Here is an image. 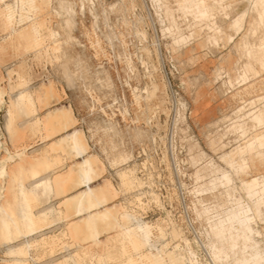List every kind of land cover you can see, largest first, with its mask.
Instances as JSON below:
<instances>
[{
    "label": "rangeland",
    "instance_id": "374dc122",
    "mask_svg": "<svg viewBox=\"0 0 264 264\" xmlns=\"http://www.w3.org/2000/svg\"><path fill=\"white\" fill-rule=\"evenodd\" d=\"M9 1L12 0H5L6 3ZM67 1L73 3L76 9V25L67 29L64 27L66 18L49 12L43 14L59 37L58 42L46 38L40 49H27L25 41L20 42L18 38L13 44L4 40L8 32L3 29L4 23L0 18V91L4 92V103L0 107L1 141L6 148L8 109L16 95L21 92L35 93L39 88L46 87L44 83L65 90L91 147L95 148L107 170L106 177L119 193L118 206L113 211L115 218H110L109 224H113L111 230L101 235L100 248L90 242L74 243L65 234L63 226L50 228L52 224L31 236L30 239H34L30 242L31 251L23 257L9 254V249L20 246L23 239L12 244H3L0 239V264L17 258L25 259L24 264H54L77 254L80 256L79 262L91 264L83 252L87 249L93 253L101 252L106 246L105 253L89 254L96 259L112 249L114 254L120 256V251L116 252L115 249L120 248L116 240L119 239L121 226L126 223L122 218L124 212L153 228L152 242L161 251L157 254L154 248L147 246L132 251L128 246L127 255L132 257L134 264H139L140 258L145 256L153 258L152 264H158V259L161 264H194L191 260L189 262L192 254L199 264H212L210 247L215 246L216 250L221 247L218 240L208 233L209 221L206 216L212 218L217 213L224 214L228 207H235L236 199L246 200L240 183L255 176L254 165L257 167L256 173L264 175L263 154L253 149L248 156L250 170L245 168L246 173L233 176L229 186H221V174L230 173L228 161L226 158L222 161V156L226 157V153L233 151L230 161L236 162V148L250 139H240L233 125L244 122L242 117L260 105L246 107L241 115H237L236 111L264 95L241 103L233 117L207 126L205 112L194 108L197 103L195 92L205 81L193 78L197 72L193 68L195 45H202L203 50L205 41L212 44V33L207 22L198 19L188 21L177 7L182 0H98L95 11L97 21L88 11L87 3L86 13L79 14L84 0ZM212 1L205 0L210 6ZM241 1L227 0V4L232 5L229 19L235 18L244 9V6L237 5ZM116 3L120 9L112 11L110 6ZM57 6L55 0L50 4L53 8ZM167 10L174 22L167 17ZM223 13L221 10L215 12L211 22L220 26L221 20L226 21ZM181 19H185L184 22ZM166 22L171 24L167 26ZM249 34L253 37L250 29ZM237 35L230 44L235 43ZM156 39L162 62L157 55ZM255 43L259 44V40L255 38V41H249L247 35L241 39L239 46L245 59L244 44L255 46ZM59 46L62 49L58 53L55 49ZM201 55L197 54L198 59ZM67 69L73 74L71 80L65 76ZM255 69L258 73L255 77L264 72L256 64ZM221 78L222 73H217V79ZM154 85L157 89L151 98L137 102L136 96L145 90L151 91ZM217 92L215 98L220 101L226 89L220 85ZM141 95L145 97L144 93ZM250 126L251 123H248ZM124 154L130 156L128 163L111 166L113 159ZM202 154H205L204 159H201ZM5 156L3 149L0 161ZM132 169L137 184L133 188H126L119 174ZM211 183L216 184L215 189H212ZM38 209L35 205L34 210L37 212ZM252 223L251 227L257 231L254 238L264 251V206L260 217L256 216ZM132 225L131 222L126 224ZM43 238L53 240L54 244H37ZM134 240L139 242L140 238ZM223 251L228 253L229 249ZM172 253L177 256L176 259H182L173 262ZM231 261V257L226 259L222 254L217 264H231ZM104 264H118V261Z\"/></svg>",
    "mask_w": 264,
    "mask_h": 264
},
{
    "label": "crops",
    "instance_id": "0c3cea01",
    "mask_svg": "<svg viewBox=\"0 0 264 264\" xmlns=\"http://www.w3.org/2000/svg\"><path fill=\"white\" fill-rule=\"evenodd\" d=\"M237 5L244 6V9L236 16L249 11L246 1L242 0ZM252 22L253 17L249 11L242 31L235 37V43L227 44L226 36L233 35L234 32L228 28L230 21L221 20L219 25L223 35L220 37L219 45L214 46L205 41L203 50L200 44L194 47L193 68L197 72L193 78L205 81L195 92L197 103L194 108L196 111L205 112L207 126L233 117L243 101L264 95V72L250 78L246 83L237 84L241 67L245 62L244 52L239 44L245 35L249 37V41H255V37L249 34ZM197 54L203 55L198 59ZM257 69L259 70L258 67ZM219 72L222 73L221 79H217ZM230 82L234 84L232 89ZM43 85L46 87L39 88L35 93H19L10 106L13 128L11 134L5 130L6 149L11 154L21 157L7 166L3 197L0 201V208L6 212L8 219L20 218V189L23 187L34 220L39 226L32 234H21L17 239L6 242L1 228L0 213V239L4 244H12L18 239H23L20 244L22 246L34 240L30 239L33 234L52 224L50 228L63 226L65 234L70 236L74 243L90 242L100 248L101 235L112 228L113 224L109 222L118 206L119 193L116 186L106 177L107 170L103 167L95 148L91 147L67 92L50 83ZM220 85L226 89V93L217 101L215 97ZM20 94L30 95L32 103L19 101ZM247 137L250 139L235 150L237 153L243 150L241 156L246 162L242 165V172L245 173V168L250 170L248 163L250 150L258 149V154H263L264 159V127L257 128L240 139ZM232 153L233 151L226 155ZM253 171L255 176H264L256 173L255 165ZM84 177H90L91 182L85 185ZM88 191L92 194L91 198L86 200ZM35 205L39 207L37 212L34 210ZM80 207L86 210L77 213ZM44 213L47 216L43 221ZM90 216L96 218L95 224H88ZM92 234L96 237L93 238ZM106 248L107 246L97 253L88 249L86 251L90 254H102L106 252ZM12 249L14 248L9 249V252Z\"/></svg>",
    "mask_w": 264,
    "mask_h": 264
},
{
    "label": "bare ground",
    "instance_id": "6f19581e",
    "mask_svg": "<svg viewBox=\"0 0 264 264\" xmlns=\"http://www.w3.org/2000/svg\"><path fill=\"white\" fill-rule=\"evenodd\" d=\"M52 1L53 0H12V1H9V3H6L5 0H0V18H2L3 23H4L3 29L6 32H8L7 36L5 35L6 36L5 39L3 37L1 38H3L4 40L10 41L12 44L15 41V38H18L20 42L25 41L26 48L30 50L42 48L45 44L46 38H50V39H53L54 42H58L57 37H59V34L50 28L49 20L45 19L44 18L45 16L43 14L47 15L49 12L50 14L51 13L55 14L59 18H66L64 20L65 21L64 27H66L67 29L68 28L70 29L76 25V20H75V15H74V13H76V9L74 7V4L67 0H55L58 2V6L56 8H53V7H50V4L52 3ZM245 1L248 3L249 11L252 14V17L254 18V23L251 24L250 30H251L253 37L259 40V44L255 43V46L244 44L243 48L245 49V55H246L247 61L245 59L246 63H244V65H242L241 67L239 79L237 80L238 85L246 83L247 81H249L250 78L255 77L258 74L255 69V64L258 65L261 68V70L264 71V0H245ZM97 2L98 0L82 1L81 6L78 11L79 14L84 15L86 13L85 3H87L89 5L88 11L90 12L91 15L95 17V20L97 21L98 17L95 14ZM212 3L213 4L210 6L209 4L205 2V0H182V2H180V6L178 5L177 7H180V9L182 10V13H184L188 21L192 19H195V20L198 19L199 21H204V23L206 22L208 23L207 26L211 30V33H212L211 43L214 46H218L219 43L221 42L220 37L223 35V32L220 26H217L215 23L211 22L213 21L212 17L214 18L213 15L215 14V12H218L220 10L223 11L225 20L230 21L228 28L234 32L233 35L226 36L227 44L233 43L234 36L239 34L242 31L243 25L248 17L249 11L248 10L244 11L242 14L238 15L237 17L233 19H229L230 12L232 11V5H228L227 0H213ZM110 9L112 11H118L120 9V6L117 3L112 4L110 6ZM166 15L169 19H171L172 22H174L172 20L173 16L169 10L166 11ZM148 17L150 20L151 17L149 15ZM184 20L181 19V21L183 22ZM167 23L168 22H166V24ZM170 24L171 22H169L167 26H169ZM177 24H180V22ZM152 27H153V24H152ZM141 36L143 38L145 37L144 34H141ZM155 46H156L157 55L159 57V60L162 62L161 52H160L159 43L157 39L155 41ZM61 49L62 48H60L59 46V48L55 49V51H58L59 53ZM67 58H68V55H67ZM148 73H150L149 70H148ZM65 76L68 80H71L73 77V74L69 69H67L65 70ZM230 84L234 86L232 82H230ZM156 89H157V86L154 85L152 86L151 91L145 90L144 92L141 93V94L144 93L145 97L144 95H141V94L139 96H136L137 102H140V100L142 99L151 98L152 93ZM3 96H4V92L0 91V107L4 103ZM21 100L23 101L25 100L26 102L30 104L32 103L31 96L28 94L27 95L20 94L19 101ZM245 102L246 101H243L242 103H245ZM12 104L13 103H11V105ZM257 105H260V107L254 111L249 112L248 114L242 117L244 118V122L233 125V129H235V131L239 132L240 134L239 138L244 137L246 134H248L249 132L253 130H256L257 128L264 127V97H261L257 99L256 101H251L250 103H248L247 106L244 105L243 107H241V109H239V111L237 110L238 112L236 111V114L241 115V112L245 110L246 107L248 108V106H250V107L255 108V107H258ZM8 113H9V119L7 121L6 131L9 134H11L12 128H13V118L10 113V107L8 109ZM248 123H251L250 127H248ZM231 127H230V130L233 131ZM97 132H100V131H97ZM3 149L6 153V156L3 158V160L0 161V201L3 197L4 187L2 184L4 183V180L7 176V166L9 163L14 161L16 158L21 157L20 155L11 154L3 146V143L1 141V136H0V154ZM241 153H243V150H240L238 153L235 151V155L237 156V158L234 159L236 161L234 163L233 162L231 163L230 161L234 155L233 153L232 155L230 154L226 157L225 155L222 156V161H224L225 158L227 159L228 161L227 167L229 168L230 173L233 175H231L230 173L221 174V179H222L221 186L223 187L229 186L232 183V177L233 176L237 177L242 172L240 167L246 162V159H244L241 156ZM111 154L112 153H110V155ZM204 157H205V154H202L201 159H204ZM129 159H130V156L128 154L120 155L119 157L111 161V166L115 167L123 163L126 164L129 162ZM210 164L212 168L215 167L213 161H211ZM119 175L121 177L123 186H125L126 188H133L137 184V180L134 176L133 169L129 170L128 172L123 171ZM84 179L85 180L83 181V183H85V185L91 182L90 177H86V178L84 177ZM43 186H45V184ZM211 186H212V189L216 188L215 183H211ZM240 188L241 190L245 192L246 200H242L238 198V200L237 199L235 200L236 201L235 207H228L225 210L224 214L217 213L212 218L209 216H206L207 220L209 221V224H207L208 229H209L208 233L218 240L220 247H221V249H218V250H216L215 246L210 247V250H209L210 257L209 258L212 264L219 263L221 261L222 254H225L226 259H229L231 257L232 259L231 264H264V251L262 249L263 247H261L258 243L259 241L257 242L256 239L254 238L255 235L257 234V231L256 230L254 231L253 228L251 227V223L254 222V219L256 218V216L260 217L262 213V208L264 206V176H254L249 181H241ZM91 194H92L91 191H88L86 193V197H85L86 200H89L91 198ZM229 201L231 202L230 199ZM20 202H21L20 218H14V219L12 218L10 220L8 219V216H6V212L0 208L1 228H2L3 236L5 237L4 239L6 242H10L12 240L17 239L18 237L21 236V234H24V235L32 234L39 226V224H36L34 220V217L31 212V205L29 203L28 197H26V193L23 187H21L20 189ZM85 210L86 209H83L82 207H80L77 210V213L84 212ZM43 216H44L43 217V221H44L47 214L44 213ZM122 218L126 223L121 226L122 230L119 235V239L116 240V242L120 244V248H118V250H117V247L116 249L114 248L116 252L120 251V256L114 254V251L110 249L106 255L100 258L94 259L86 251L84 253V257L89 259L91 264H101V263L104 264L106 262H113V261H118V264H134L132 257L127 255L129 247H131L132 251H138L139 249H142L145 246H147L150 248H154L157 254L161 252L156 247V245L152 242V229L153 228L150 225H148L146 222H143V220L140 221L134 215L129 214L127 212H124L122 214ZM130 222L133 225L126 226V224ZM95 223H96L95 217H91V216L88 217L89 225L95 224ZM92 235H93V238L96 237L95 234H92ZM136 237L140 238L139 242H136L134 240ZM40 243L43 245L52 246L54 244V241L53 240L47 241L45 238H43L41 239V241L37 242V244H40ZM31 248H32V245L31 243L28 242L26 244H23L20 247L18 246V248L15 250L14 249L10 250L9 254L13 256L23 257L28 254ZM225 248L229 249L228 253L223 251V249ZM176 257L177 256L175 254L172 255L173 262H175V260L180 261V259H182L181 257L176 259ZM190 260L191 262L193 261L194 264H199V262L196 260L193 254L189 257V262ZM79 261H80L79 255H73V256L70 255L67 258H65L63 261L59 263H54V264H83ZM152 262H153L152 257L150 258V257L145 256V257L140 258L139 264H152ZM156 262H158V264H161L159 259L156 260ZM24 263H25V259L23 260V259L17 258V259H14L8 262L7 264H24Z\"/></svg>",
    "mask_w": 264,
    "mask_h": 264
}]
</instances>
